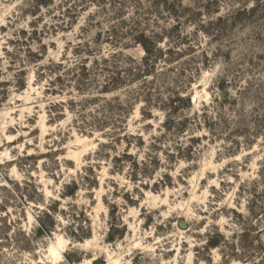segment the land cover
I'll use <instances>...</instances> for the list:
<instances>
[{"label": "rangeland", "instance_id": "1", "mask_svg": "<svg viewBox=\"0 0 264 264\" xmlns=\"http://www.w3.org/2000/svg\"><path fill=\"white\" fill-rule=\"evenodd\" d=\"M115 260L264 264V0H0V264Z\"/></svg>", "mask_w": 264, "mask_h": 264}, {"label": "trees", "instance_id": "2", "mask_svg": "<svg viewBox=\"0 0 264 264\" xmlns=\"http://www.w3.org/2000/svg\"><path fill=\"white\" fill-rule=\"evenodd\" d=\"M139 44L143 46L145 51L147 52V55L150 56L152 54V50L149 48L150 39L146 37L145 35H141L139 38L136 39Z\"/></svg>", "mask_w": 264, "mask_h": 264}, {"label": "bare ground", "instance_id": "3", "mask_svg": "<svg viewBox=\"0 0 264 264\" xmlns=\"http://www.w3.org/2000/svg\"><path fill=\"white\" fill-rule=\"evenodd\" d=\"M53 253H54L55 256L58 255V254L60 255V252H59V250H57V249L54 250ZM88 264H91V262H88ZM111 264H118V261L115 260V261L112 262Z\"/></svg>", "mask_w": 264, "mask_h": 264}, {"label": "water", "instance_id": "4", "mask_svg": "<svg viewBox=\"0 0 264 264\" xmlns=\"http://www.w3.org/2000/svg\"><path fill=\"white\" fill-rule=\"evenodd\" d=\"M181 227H184V224L183 223H181ZM96 264H98V262H96Z\"/></svg>", "mask_w": 264, "mask_h": 264}]
</instances>
